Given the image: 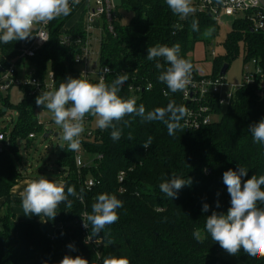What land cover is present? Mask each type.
<instances>
[{
  "label": "trees",
  "instance_id": "1",
  "mask_svg": "<svg viewBox=\"0 0 264 264\" xmlns=\"http://www.w3.org/2000/svg\"><path fill=\"white\" fill-rule=\"evenodd\" d=\"M118 6L130 16L121 23L120 16L114 14L112 31L103 24L98 66L110 69L105 82L111 84L117 75L127 73L129 79L118 94L135 99L137 106L143 104L146 112L166 107L170 101L186 107L182 92L172 93L158 81L160 70L155 67L156 60L147 59L148 47L158 43L172 46L178 42L180 56L194 66L191 56L194 45L199 41L209 43L218 33V23L197 9L193 16L180 20L167 7L165 0H120ZM193 19L199 22V32L191 29ZM176 23L182 28L174 29L172 26ZM208 27L214 32L205 38L203 32ZM35 30L34 27L32 34ZM47 31L48 41L28 59H17L20 41L0 43L2 64L16 60L17 66L26 65L32 75L41 80L48 70H52L56 85L65 82L68 74L75 71L74 57L81 49L75 39L79 37L82 41L84 38L82 12L72 9L68 16L49 22ZM64 35L71 36L73 42L61 44ZM222 45L223 55L212 60V76L219 73L223 64H227L228 69L230 62L239 55L240 47L244 52V63L256 59L264 74V33L252 29L248 20L232 19L231 29ZM159 62L164 63L162 59ZM259 81L258 76L254 84L243 83L230 105L215 106V112L219 114L216 121L197 130L185 131L181 120L182 127L174 135L168 134L163 122H147L134 116L125 118L131 121L129 127L122 123L118 125L123 129L122 135L113 141L112 129L100 130L95 118L86 116L85 138H81V144L84 154L93 159L77 168L73 152L65 147L56 159L59 170L65 175L60 179L48 178L65 182V190L67 186H75L80 194L83 189V199L69 196L72 207L59 206L61 221L53 225L50 232L48 227L45 233L40 231L37 234L33 221H17L14 241L10 237L13 215L0 212V264H27L35 257H38V264H59L65 255L73 258L79 255L89 264H102V259L109 255L126 256L131 264H232L219 255L223 249L211 240L204 225L212 211L226 214L231 206L222 178L225 171L245 167L248 173L243 180L252 175H264V143L254 142L250 132V126L264 119V97L258 94ZM136 87H139L138 91L134 89ZM20 89L21 101L18 104L6 101L0 109V115L8 109H16L19 114L17 123L9 129L7 145L0 151V198H4L6 204L12 201V188L18 180L29 177L25 169L19 167L22 165L19 142L22 139L25 148L30 146L41 128L35 111L45 109L35 103L40 94L30 95L28 87ZM87 131L90 132L88 135ZM129 132L133 134L132 140L127 138ZM30 133L35 136L30 138ZM149 136L153 141L146 149L142 143ZM172 173L190 179L191 183L180 189L176 197L168 198L160 192L159 184L170 179ZM87 179H93L95 183L88 187L85 184ZM103 193L115 194L124 206L117 210L118 222L101 232L99 237L104 236V240L96 243L97 237H89L91 226L89 229L82 226L81 216L91 212L96 197ZM204 203L209 205L207 212H202ZM196 228L202 232L203 243L193 237ZM63 231L68 234V243H64ZM47 233L53 234L54 239H50ZM58 240L67 246L71 243L74 250L66 246L65 253L53 261ZM107 240L114 243L105 246ZM236 257L244 264H264V260L249 258L243 249Z\"/></svg>",
  "mask_w": 264,
  "mask_h": 264
},
{
  "label": "clouds",
  "instance_id": "2",
  "mask_svg": "<svg viewBox=\"0 0 264 264\" xmlns=\"http://www.w3.org/2000/svg\"><path fill=\"white\" fill-rule=\"evenodd\" d=\"M80 0H0V43L9 44L13 41L27 40L32 36L34 24H48L61 16H68L71 5L79 4ZM171 12L180 20L193 16L196 8L193 0H165ZM174 29H181L182 25L176 23ZM191 29L199 32V22L193 19ZM214 29L208 27L203 32L205 38L212 36ZM181 45L177 42L172 46L156 44L148 47L147 59L156 60L155 67L160 70L158 81L164 83L170 92H187L192 82L193 64L190 60L180 56ZM160 59L164 63L159 62ZM110 71V69H106ZM68 77L56 89L42 91L36 97V105L43 106L51 114L54 124L61 129L59 144L62 149L67 147L69 152H78L81 148V136L85 130L86 116L95 118V124L100 130L112 129L111 138L117 141L121 138L123 129L118 127L121 123L129 127L131 121L126 117L139 116L143 121L163 122L167 126L169 135H174L182 125L180 121L189 115L188 109L183 105H176L170 101L166 107H156L147 111L143 104L137 106L135 99H126L118 93L122 85L128 81L127 73L117 75L111 84L101 77L99 82L93 83L88 79ZM167 95V93H165ZM253 141L264 143V119L250 126ZM127 138L132 140L133 134L128 133ZM151 136L142 143L144 148L152 145ZM248 169L239 166L238 170L229 169L223 173V183L230 195V204L227 213L212 211L206 217L204 231L210 235L211 240L218 243L229 255H238L243 249L249 258L264 260V175H252L247 180ZM190 179L177 177L172 173L170 179H164L159 184V190L166 197H176L180 189L190 184ZM65 182L47 179L40 176L38 179L26 183L20 192L23 214L36 215L54 219L61 204L72 207L69 196L83 199V189L80 194L75 186H67ZM219 195V194H217ZM123 201L115 194H99L91 205V212L83 214V226L89 229L90 238L97 237L96 243L104 240L99 237L101 232L119 220L118 209L123 208ZM220 206L219 201L216 207ZM209 205L203 204L202 212H207ZM193 237L198 243L204 242L199 228L193 230ZM114 242L107 240L105 246ZM68 247L74 250V246ZM59 264H89V261L79 255L74 258L65 255ZM102 264H131L128 257L109 255L102 259Z\"/></svg>",
  "mask_w": 264,
  "mask_h": 264
},
{
  "label": "built area",
  "instance_id": "3",
  "mask_svg": "<svg viewBox=\"0 0 264 264\" xmlns=\"http://www.w3.org/2000/svg\"><path fill=\"white\" fill-rule=\"evenodd\" d=\"M193 6L204 13H207L215 22H219L223 17L245 18L251 24L252 29L264 33V0H194ZM72 9L81 11L83 15V30L84 38L77 37L76 43H80L81 49L75 57V67L79 66L77 77L88 79L93 83L99 82L101 77L104 78L109 72L108 67L90 66L89 56L90 46L92 45V32L99 30L101 34L103 24L112 31V20L114 18L113 10L116 8L114 0H80L79 4L71 5ZM36 28L32 36L27 40L20 41L19 54L17 59L23 60L33 57L36 52L48 41L47 24H34ZM100 43V37L98 38ZM73 42L72 37L64 35L61 38V44L68 45ZM213 53V52H212ZM248 63L252 64L253 68L248 67ZM0 90H7L13 85L18 87H28L29 94H41L42 91L56 89L59 85L55 84L54 74L52 70H48L45 77L40 78L33 76L30 69L26 68L24 72L27 74V79L18 81L17 79V64L16 60L9 61L6 65L2 64L0 58ZM225 75V74H224ZM224 75L218 73L212 76L210 73L199 75L195 68L193 69L192 82L187 88V92H182V99L186 103L189 115L182 119V125L185 131L197 130L204 125H207L217 119L219 116L215 112V106L220 105L226 107L234 100L235 92L243 83L254 84L257 77H260L258 82V94L264 97V74L256 59H251L245 63L243 68V79L240 84H230ZM131 89V87H129ZM139 90V87L134 88ZM6 112V111H5ZM6 128V129H5ZM90 132H86L88 135ZM9 127L2 126L0 129V151L8 143ZM33 138L35 135H28ZM85 138V130L81 138ZM83 148L78 152H73L75 166L80 168L85 165L83 160ZM122 174L119 179L121 180ZM93 179H87L85 184L90 187L94 184ZM83 226V223H82ZM50 239H54V235L47 233ZM90 239L88 238L87 241Z\"/></svg>",
  "mask_w": 264,
  "mask_h": 264
},
{
  "label": "rangeland",
  "instance_id": "4",
  "mask_svg": "<svg viewBox=\"0 0 264 264\" xmlns=\"http://www.w3.org/2000/svg\"><path fill=\"white\" fill-rule=\"evenodd\" d=\"M114 3L117 9L115 8L113 10V13L120 16L121 23H125L128 20L130 13L123 10L122 7L118 6L120 5V0H114ZM232 19L233 18L231 17L221 18L218 22L217 35L214 38L210 39L209 43L199 41L194 45L191 56L194 60L195 70L199 75L210 73L213 58L223 55L224 49L222 43L225 40L227 33L231 29ZM91 37L92 45L90 46L91 54L89 56V64L90 66L96 67L98 64V53L100 49V43L98 41V38L100 37L99 30H94ZM243 58L244 52L242 50V47H240L239 55L230 62L229 67L224 75V77L230 84H240L242 82L243 68L245 66ZM77 67L79 68V66H76L75 71L70 72L67 78L77 77ZM248 67L250 69L253 68L252 64L250 63H248ZM25 68L26 65L17 66L18 81L27 79L28 76L24 72ZM21 99L22 90L20 89V87H18V85H13L7 90H0V109L6 101L13 104H18ZM35 116L37 117L38 122L41 123V128L36 133V136L32 140L30 146H28L27 148H25L24 146V141L22 139L20 140L19 145L22 165H20L19 167H23L25 169L27 175L29 176L28 178H30L31 180L38 179L40 176H45L47 179L49 177L60 179L65 175V172L59 170L56 164V159L58 158L59 153L63 150L59 146V144L63 143V141L61 140V129H59L54 124L52 114L46 108L36 110ZM218 118L219 116L214 117V119ZM18 119V111L16 109H8L4 115H0V129L5 124L10 129L11 125L17 123ZM46 132H50L51 134L48 137H44L43 135ZM90 159H93V157L89 155L87 156V154H83V160L85 163L90 162ZM47 225L49 227V231L54 228L52 223H49ZM58 243L61 244L62 241L58 240ZM219 255L224 260L232 264H244L236 257V255H229L224 250H222Z\"/></svg>",
  "mask_w": 264,
  "mask_h": 264
},
{
  "label": "crops",
  "instance_id": "5",
  "mask_svg": "<svg viewBox=\"0 0 264 264\" xmlns=\"http://www.w3.org/2000/svg\"><path fill=\"white\" fill-rule=\"evenodd\" d=\"M26 69V68H25ZM31 179L28 177H23L18 180V182L15 184V186L12 188V195L11 199L12 201L8 204L5 203L4 198H0V212H9L13 215L11 219V230H10V237L11 241L15 240V229H16V223L19 220H31L34 223L35 231L37 234L40 233V228L42 225H47L49 223H52V225H57L61 221V213L59 212V209H57L58 213L54 219L48 218V217H40L36 215L26 216L23 214L22 206H21V197L20 192L23 191L24 187L26 186V183L30 181ZM48 230V225H47ZM50 232V231H49ZM62 238L65 242H69L68 234L66 231L62 232ZM67 245L65 244H59L57 243L54 254H53V261H56L59 259L61 254L65 253V248ZM27 264H38V257H35L33 260L27 262Z\"/></svg>",
  "mask_w": 264,
  "mask_h": 264
},
{
  "label": "water",
  "instance_id": "6",
  "mask_svg": "<svg viewBox=\"0 0 264 264\" xmlns=\"http://www.w3.org/2000/svg\"><path fill=\"white\" fill-rule=\"evenodd\" d=\"M0 69H1V68H0ZM226 69H227V64H223V65L221 66V68H220L219 73L222 74V75H224V74L226 73ZM5 111H6V109L3 108V112H5ZM50 134H51L50 132H46L43 136H44V137H48ZM40 229H41V232H42V233H45V232L47 231V226L44 224V225L41 226Z\"/></svg>",
  "mask_w": 264,
  "mask_h": 264
}]
</instances>
